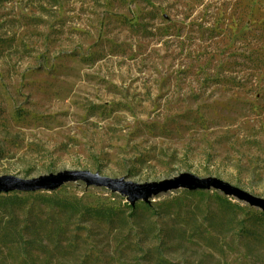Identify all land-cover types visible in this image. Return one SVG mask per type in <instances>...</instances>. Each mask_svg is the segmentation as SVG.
Wrapping results in <instances>:
<instances>
[{"label":"rangeland","instance_id":"obj_1","mask_svg":"<svg viewBox=\"0 0 264 264\" xmlns=\"http://www.w3.org/2000/svg\"><path fill=\"white\" fill-rule=\"evenodd\" d=\"M65 170L264 197V0H0V176ZM19 194L0 197V264H264V212L216 190L134 211L84 183ZM34 222L44 253L2 236Z\"/></svg>","mask_w":264,"mask_h":264},{"label":"water","instance_id":"obj_2","mask_svg":"<svg viewBox=\"0 0 264 264\" xmlns=\"http://www.w3.org/2000/svg\"><path fill=\"white\" fill-rule=\"evenodd\" d=\"M70 183H84L86 187L105 188L124 197L136 207L139 202L151 204L161 195L175 191L189 192L216 190L264 212V197L238 187L218 177L202 178L193 173H182L162 181L137 183L127 178H112L90 170H65L35 178L14 175L0 176V194L56 192Z\"/></svg>","mask_w":264,"mask_h":264},{"label":"trees","instance_id":"obj_3","mask_svg":"<svg viewBox=\"0 0 264 264\" xmlns=\"http://www.w3.org/2000/svg\"><path fill=\"white\" fill-rule=\"evenodd\" d=\"M29 197L33 196V194H29ZM0 197H3L4 201L6 202H11L10 206H12L14 203H18V202H26V199L24 197H22L21 194L19 193H13V194H7V195H0ZM34 197H36V199H39L40 201H45V200H54V201H61V205L63 207V211L65 212L66 215H68L69 213L72 214V212L75 211V209L78 208V201H69V200H60V198H58V196L56 195H51V196H47L45 194H34ZM225 202L228 203V205L230 207H239V204H233L232 198L230 197H226L225 199H223ZM129 206V205H128ZM131 208V210H135L136 207L133 206H129ZM105 211H102V213H104ZM105 213H109L108 217L114 216V215H118V212H111L110 210L105 212ZM111 213V214H110ZM262 215H264V213H262ZM38 224V222H34L31 226L27 227V230L25 229H20V230H9V228L2 233V236L4 238H8L9 241L14 242V243H18V244H36L39 248H43L40 249V251L42 253H44V249L47 248V246L44 244V240H42V235L36 232V225ZM10 225V224H9ZM8 226L6 227H2L3 229H6ZM10 227V226H9ZM62 229V228H61ZM9 230V231H8ZM27 231V232H26ZM63 230H61L60 232L56 233V234H52L53 230L52 227L48 230L47 234L45 233V237L52 242L53 244L56 245H60L61 243H63ZM25 233V234H24ZM26 234L30 235L29 239H25ZM41 239V240H40ZM50 253H53V251H47V255H49Z\"/></svg>","mask_w":264,"mask_h":264}]
</instances>
